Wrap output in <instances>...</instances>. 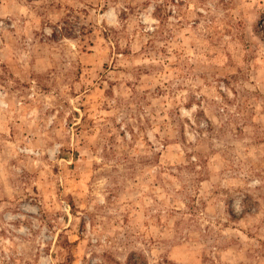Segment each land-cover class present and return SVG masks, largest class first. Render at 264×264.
I'll use <instances>...</instances> for the list:
<instances>
[{
	"label": "rangeland",
	"instance_id": "1",
	"mask_svg": "<svg viewBox=\"0 0 264 264\" xmlns=\"http://www.w3.org/2000/svg\"><path fill=\"white\" fill-rule=\"evenodd\" d=\"M130 253L264 264V0H0V264Z\"/></svg>",
	"mask_w": 264,
	"mask_h": 264
},
{
	"label": "trees",
	"instance_id": "2",
	"mask_svg": "<svg viewBox=\"0 0 264 264\" xmlns=\"http://www.w3.org/2000/svg\"><path fill=\"white\" fill-rule=\"evenodd\" d=\"M66 30V29H64ZM126 264H147L142 255L130 253L126 259ZM163 264H166L165 262Z\"/></svg>",
	"mask_w": 264,
	"mask_h": 264
}]
</instances>
